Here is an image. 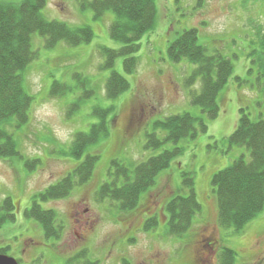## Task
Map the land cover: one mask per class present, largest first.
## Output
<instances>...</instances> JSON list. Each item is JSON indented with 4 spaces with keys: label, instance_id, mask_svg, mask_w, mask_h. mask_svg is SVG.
<instances>
[{
    "label": "rangeland",
    "instance_id": "obj_1",
    "mask_svg": "<svg viewBox=\"0 0 264 264\" xmlns=\"http://www.w3.org/2000/svg\"><path fill=\"white\" fill-rule=\"evenodd\" d=\"M156 2V24L141 40L137 70L125 74L124 57L115 63L114 70L130 82V88L115 100L105 95L112 69L101 68L104 57L100 53L103 46L117 49L122 45L110 36L114 14L96 18L92 8L83 10L77 0H50L43 9L49 20L73 27L91 26L94 37L87 44L71 47L60 42L52 49L45 47L39 34L32 38V48L39 56L27 67L23 82L34 99L30 121L20 128H7L20 156L0 159V203L11 197L17 204L14 220L0 228V247L9 246L7 255L20 264H122L123 258L130 264H218L223 247L236 252V264H264V210L239 233L220 228L212 185L213 175L242 154L250 160L246 148H230L225 141L237 126L240 108L254 121L264 119V86L257 85V71L248 73L249 53L259 48L257 29L264 27V0ZM189 28L199 30V43L208 53H221L235 66L233 77L219 94L218 118L209 121L206 133L178 143L183 153L159 174L156 185L142 194L137 209L124 212L110 199L97 201L96 192L108 178L113 161L134 169L164 149L175 147L169 142L161 150L146 148L148 135L165 136L155 129L157 121L184 112L207 118L191 100V92L200 91L201 81L186 84L197 65L187 59L174 63L168 54L170 42ZM236 76L244 81L241 85ZM55 81L67 84L70 91L62 97H50ZM98 107H113L105 117L108 134L89 146L80 159L69 156L66 152L74 134L89 132L93 124L102 121L94 113ZM70 109L73 114L68 118ZM87 154L99 156L90 182L77 186L67 198L41 202L44 208L56 210L64 225L60 240L46 239L41 225L24 212L30 208L34 194L67 175ZM30 159L40 162L29 168L25 163ZM184 174L194 180L202 211L189 232L177 239L167 236L166 205L177 194L188 193ZM153 216L158 217V225L145 231L146 219ZM204 239L217 242L211 255L200 248ZM84 250L87 258L79 263L69 261Z\"/></svg>",
    "mask_w": 264,
    "mask_h": 264
},
{
    "label": "trees",
    "instance_id": "obj_2",
    "mask_svg": "<svg viewBox=\"0 0 264 264\" xmlns=\"http://www.w3.org/2000/svg\"><path fill=\"white\" fill-rule=\"evenodd\" d=\"M49 1L0 2V159L20 156L17 142L7 128H20L30 121L34 99L25 90L23 82L27 67L39 56L32 48L33 35L39 34L45 47L50 49L60 42L71 47L80 46L91 42L94 37V31L89 25L73 27L65 22L47 19L42 11ZM77 1L83 10L92 8L96 18H102L108 12L115 16L109 28L110 36L122 45L117 49L105 46L100 49L104 57L101 68L112 69L105 84V95L108 100H115L130 88L128 79L114 70L115 63L118 58L124 57L125 74H133L137 70V53L141 50V40L156 24L157 0ZM257 36L259 48L249 53L251 67L248 73L253 75L257 71V85L264 86V27H258ZM168 54L174 63L187 59L197 65L186 84L192 86L198 80L201 81L200 91H192L191 100L201 108L207 118L184 112L157 121L155 129L165 132V136L161 138L156 133L148 135L146 148L161 150L170 142L175 145L172 150L164 149L134 169L119 161H113L108 178L96 192V200L103 202L110 199L117 202L120 211L131 212L138 208L142 194L155 186L159 174L171 165L175 157L183 153L184 148L177 146L181 140L195 139L209 130V121L217 119L220 113L219 94L234 75L235 66L232 60L218 52L208 53V49L199 43L197 28L185 29L170 42ZM236 80H239V85L244 82L239 76H236ZM69 91L67 84L55 81L50 97H62ZM75 108L78 109L79 105H75ZM112 110L113 107L106 110L96 108L94 113L101 116L102 121L93 124L89 132L75 133L66 154L80 159L89 146L107 135L108 124L105 117ZM66 114L70 118L73 112L70 109ZM225 141L230 148L244 147L250 153V160L242 154L227 168L216 172L212 178L217 196L218 224L220 228L239 233L264 210V119L254 121L244 108H240L237 126ZM98 160V154H87L67 175L33 195L31 206L24 214L41 225L46 239L60 240L64 225L58 212L44 208L41 202L67 198L77 186L90 182ZM38 162L40 160L30 159L25 164L30 168ZM183 183L188 188V193L177 194L166 205L169 214L167 236L177 239L189 232L194 218L202 211L193 178L184 174ZM16 205L11 197L0 203V228L14 220ZM157 225L158 217H149L145 221L144 230L150 231ZM200 248L213 253L216 251L217 242L215 239H204ZM9 249V246L0 247V254H7ZM85 258L87 253L84 250L75 253L69 261L78 262ZM236 262V252L233 249H220L218 264ZM86 264L98 262L88 261ZM122 264L130 262L123 258Z\"/></svg>",
    "mask_w": 264,
    "mask_h": 264
},
{
    "label": "water",
    "instance_id": "obj_3",
    "mask_svg": "<svg viewBox=\"0 0 264 264\" xmlns=\"http://www.w3.org/2000/svg\"><path fill=\"white\" fill-rule=\"evenodd\" d=\"M0 264H19V262L12 256L0 254Z\"/></svg>",
    "mask_w": 264,
    "mask_h": 264
},
{
    "label": "flooded vegetation",
    "instance_id": "obj_4",
    "mask_svg": "<svg viewBox=\"0 0 264 264\" xmlns=\"http://www.w3.org/2000/svg\"><path fill=\"white\" fill-rule=\"evenodd\" d=\"M202 242H203V241H202ZM199 243H200V242H199ZM201 245H202V244H201ZM207 253H208L209 255H211V254H212L211 252H208V251H207Z\"/></svg>",
    "mask_w": 264,
    "mask_h": 264
}]
</instances>
